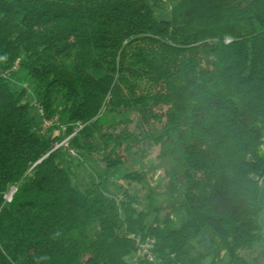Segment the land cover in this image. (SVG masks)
<instances>
[{
	"label": "trees",
	"instance_id": "obj_1",
	"mask_svg": "<svg viewBox=\"0 0 264 264\" xmlns=\"http://www.w3.org/2000/svg\"><path fill=\"white\" fill-rule=\"evenodd\" d=\"M163 1L0 0V264H128L137 236L158 261L136 264H202L218 245L225 264L261 261L264 0H176L156 18ZM16 58L39 119L5 73ZM57 97L63 131L42 132ZM67 137L139 183L149 212L105 173L82 188Z\"/></svg>",
	"mask_w": 264,
	"mask_h": 264
},
{
	"label": "rangeland",
	"instance_id": "obj_2",
	"mask_svg": "<svg viewBox=\"0 0 264 264\" xmlns=\"http://www.w3.org/2000/svg\"><path fill=\"white\" fill-rule=\"evenodd\" d=\"M176 0H168V1H163L161 5H159L155 9V17L156 18H169L170 17V11H171V5L172 3ZM10 84L12 88L18 89L22 86H24L27 90V95L25 99L32 104L30 108V113L39 119L40 117V112L38 109L39 103L36 101L35 94L33 92V82L31 79H23V73H18V74H8ZM61 105V100L57 97L55 99V114H54V120L53 123L49 126H43L42 127V132H47L49 128L51 127H58V129L54 128L52 131L54 133L62 132L63 128L61 127L59 118L57 117V110L59 109ZM69 137L63 139L57 146L62 145L64 148V151H66V154L64 156H68L72 158L70 160V167L71 170L74 172V176L76 178V182L82 187L88 186L92 181H98L100 180L99 175L102 173H105L106 175V181L102 183L104 185V190L107 192L110 196H113L117 199H121L122 196L124 195L123 192L127 191L128 194L132 195L134 198V207L136 208L137 211H143V212H149V206L147 204V201L144 198V191L140 187L139 183H131L129 184L127 182V179L123 177V169L121 167L115 168L113 170H105L103 167H99L97 162L93 158H88L84 159L78 156L75 151L69 149L67 147V141ZM66 143V144H65ZM264 150V148H262ZM157 150L153 151V158L156 154ZM152 159V158H150ZM76 160H78V165H76ZM154 163L158 164V169L153 173L152 176V181L153 183L159 179L160 177L163 176L164 169H170L172 166V160L168 156H163V158L159 161L157 160H152ZM66 163V161H65ZM261 190H262V196H264V180H262L261 184ZM13 187H10V190L6 194V198L9 200L13 193ZM161 200V199H160ZM164 201V200H161ZM160 201V202H161ZM160 202L155 203V205H159ZM154 216V213H149L147 216V221L150 222ZM261 220L264 222V211H262L261 215ZM256 249H262L264 250V243L257 244ZM196 250L201 249L200 246L196 245L195 246ZM194 249V250H195ZM252 256H256V254H251ZM261 261H259L257 264H264V254L260 256ZM134 258V254L132 256L127 258L128 264H136ZM229 260V257L227 255L226 250L222 245H218L216 247V250L213 252L211 251V254L205 259V261L202 264H225Z\"/></svg>",
	"mask_w": 264,
	"mask_h": 264
},
{
	"label": "built area",
	"instance_id": "obj_3",
	"mask_svg": "<svg viewBox=\"0 0 264 264\" xmlns=\"http://www.w3.org/2000/svg\"><path fill=\"white\" fill-rule=\"evenodd\" d=\"M168 1V0H167ZM19 59L16 58L12 65L9 67L8 70L5 71L6 74H9L13 71H15L18 68L19 65ZM40 114H42L41 108H39ZM54 117L52 119H43V126H49L53 123ZM66 144V143H65ZM57 146V145H56ZM15 188L12 190L14 191ZM10 198V197H9ZM136 243H137V249L133 253L134 254V260L137 262L138 259L144 258L150 261H158L156 258V255L153 251L154 244H155V239L152 237H147L145 239H142L141 237L137 236L136 237Z\"/></svg>",
	"mask_w": 264,
	"mask_h": 264
}]
</instances>
